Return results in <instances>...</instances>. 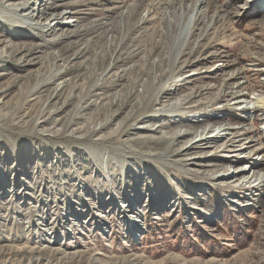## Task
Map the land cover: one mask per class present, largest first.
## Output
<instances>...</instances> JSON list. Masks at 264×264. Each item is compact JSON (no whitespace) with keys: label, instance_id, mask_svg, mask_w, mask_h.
Segmentation results:
<instances>
[{"label":"rangeland","instance_id":"374dc122","mask_svg":"<svg viewBox=\"0 0 264 264\" xmlns=\"http://www.w3.org/2000/svg\"><path fill=\"white\" fill-rule=\"evenodd\" d=\"M263 1L39 0L5 37L38 53L0 69V264H264V183L240 186L264 175ZM160 82L173 94L139 116Z\"/></svg>","mask_w":264,"mask_h":264},{"label":"bare ground","instance_id":"6f19581e","mask_svg":"<svg viewBox=\"0 0 264 264\" xmlns=\"http://www.w3.org/2000/svg\"><path fill=\"white\" fill-rule=\"evenodd\" d=\"M1 1V0H0ZM10 0H7L5 1L6 4L3 3V1L1 2L3 7L2 8V12L0 13V18H2L5 23L8 22L9 25L7 27H2L0 26V46L2 47L1 51H0V62L1 61H6L7 64H3V65H0V69H5V68H9L11 67L13 64H19V69H21L22 67L24 66H27L29 61H32V56L34 54H37L38 53V49L40 47L38 46H33V45H22V46H18V45H15L13 43L12 40L10 41H7L5 40V37L9 35L10 31L12 30H15L16 28H21L23 26H25L27 24L26 20H30L31 17H32V11L34 10V6L38 4L39 0H34L32 5H30L27 9L28 13L26 15H23V14H20L18 15V12H19V8L18 6H15V5H7V3L9 2ZM264 2V1H263ZM3 13V14H2ZM24 16V17H22ZM60 16L58 18H54V20H60L59 19ZM195 20V14L192 13V15L188 18L187 22L180 27V30L178 32V34L174 37V40L172 42V48L170 50V54H169V57L168 59L170 60V68L168 69L169 70V74H175L176 73V69H177V64L179 63L180 61V57L182 56V51L184 50L185 46H186V43L189 41L190 39V36H191V31H192V28H193V22ZM181 21V20H180ZM10 23L12 25H10ZM66 25L69 26L68 22L65 23ZM177 24V23H176ZM43 25H47V23H44ZM42 28H46L45 26H42ZM177 28V27H176ZM79 32H77L75 35H78ZM30 37V36H29ZM108 37V36H107ZM15 39H18L19 36L17 37H14ZM32 38V36L30 37ZM31 41L33 40L30 39ZM83 51V50H82ZM82 51H78L75 55H74V58L75 59H78V57L80 55H82ZM165 55V54H164ZM101 58V57H99ZM52 59H53V62L56 63V64H60L61 62H65L66 59L63 58V56H60V55H52ZM167 59V58H166ZM168 62V61H167ZM159 65V64H158ZM161 65V64H160ZM153 66V65H152ZM71 68H73V66H70ZM153 68V67H152ZM158 68V67H157ZM150 69V68H149ZM160 72V71H159ZM150 74V73H149ZM47 77L45 78H40L37 83L35 84V87L29 91L30 93V96H34L36 95L39 91H41L43 88L47 87L48 85L52 84V83H55L56 80L61 77V73H55L53 69H50L48 70L47 74H45ZM6 76V74H0V79L4 78ZM144 76V75H143ZM162 79V78H161ZM138 80V79H137ZM138 82V81H136ZM140 82V81H139ZM146 82V81H145ZM164 82V81H163ZM151 84V83H150ZM16 84L15 82L13 83H10L8 84V86L6 87V89H1L0 88V95H4L6 94V91L11 88V87H14ZM158 85V84H157ZM149 86V85H148ZM64 88V86L62 85V88L59 89L62 90ZM134 88V87H133ZM94 89H99V87H96ZM153 90V89H152ZM95 91V90H94ZM176 91V90H175ZM173 91L170 89V88H166L164 86V83L160 82V84L157 86V88L150 93V95L145 98V97H142L141 99H143L144 103H143V107L141 108L140 112L138 113V115L140 116L141 113H145L147 112L149 109H151V107L155 104H158V103H163L165 101H163V98H165L166 100V96H164L165 94H170L172 95ZM89 93L91 94L92 92H90V90L86 89L85 90V95L84 97L85 100L88 99V95ZM176 94V92L174 93ZM71 99V98H70ZM172 99V98H171ZM79 102L81 104V102L83 103L84 101V98L83 97H80L79 99ZM186 100L184 99V102ZM120 103V102H119ZM126 103L125 99L124 101L122 102V106ZM169 103V102H168ZM184 104V103H183ZM22 107V105L20 106ZM170 107V106H169ZM173 107V106H171ZM21 109V108H19ZM82 110V109H81ZM79 111V109L77 110V112ZM160 111V109H159ZM175 111V110H174ZM168 112V111H167ZM57 114L58 113V110H55L54 112H50V114ZM79 113V112H78ZM77 113V114H78ZM44 115L46 114L45 111L43 113ZM77 114L75 113L74 115V119L75 118H78ZM16 112L12 113L11 115H9V119H14L16 116ZM119 116V114H116L115 117ZM109 117V116H108ZM105 121H107V124L108 123H111L112 120L111 118L110 119H105ZM104 121V123H106ZM46 122V121H45ZM14 125V124H13ZM105 124H102L101 128H104ZM161 127V125H160ZM147 128V127H146ZM148 129V128H147ZM158 128L155 129V131H157ZM208 130V129H206ZM205 130V132H206ZM228 129H220L217 136H219L221 134V132H226ZM87 133H91V130L89 129V127L86 129ZM59 132V131H58ZM80 132H84L85 133V130H81ZM211 132V129L208 130V132L204 135L203 134H194L192 132H176L174 133L169 140L173 141V144H175L176 142V139L177 138H181L183 136H187V135H194L195 138L187 143L185 145V147H188L190 144H192L191 146H189L188 148L191 149V147L194 146V148H198V143H203V145H207V144H210L209 141L211 140L212 135H208V133ZM2 133V132H1ZM41 134V133H40ZM65 134V133H64ZM226 134V133H225ZM216 136V137H217ZM44 138V137H43ZM235 138H239L238 140H242L241 139V135H235ZM159 139V138H158ZM162 139V138H161ZM167 139V138H166ZM135 142L136 141H139V139L135 138L134 139ZM144 140V139H143ZM147 140V139H146ZM145 141V140H144ZM144 141H141L142 143ZM150 141V140H149ZM171 143V142H170ZM234 142H232L233 144ZM0 144H2V142L0 141ZM124 145L126 146L127 149H130V145L128 143V141H125L124 142ZM173 146V145H172ZM243 148V147H241ZM115 152V151H114ZM131 152H135L134 150H131ZM23 155V154H22ZM95 160V158H94ZM42 167V166H41ZM247 169H242L241 171H237V173H242L244 171H246ZM233 173H236L235 171ZM257 174V173H256ZM255 173L253 174V176L251 177H247V179H244L242 180V183H241V187L243 186H246V187H250V188H256L257 186H260L261 183H264V175L263 176H257ZM256 175V176H255ZM259 175V174H258ZM31 183V182H30ZM34 187V186H33ZM261 187V186H260ZM19 188V187H18ZM259 188V187H258ZM68 189V188H67ZM12 190L8 191L6 190V192H11ZM15 192V190H13ZM16 194H20V192L16 191L15 192ZM36 193V192H35ZM32 196V195H31ZM39 198V197H38ZM42 210V209H41ZM39 212V211H38ZM139 222L138 221H133L132 222V225L134 227H139ZM34 253V252H33ZM32 259V258H31ZM34 259V258H33ZM40 259V258H39ZM51 259V258H50ZM41 262V260L39 261ZM34 263V262H33Z\"/></svg>","mask_w":264,"mask_h":264}]
</instances>
